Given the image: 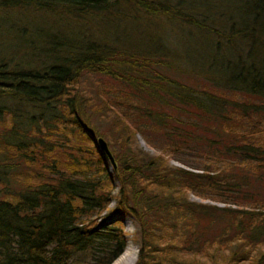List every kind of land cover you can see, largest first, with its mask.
Returning <instances> with one entry per match:
<instances>
[{"label": "trees", "instance_id": "16d2710c", "mask_svg": "<svg viewBox=\"0 0 264 264\" xmlns=\"http://www.w3.org/2000/svg\"><path fill=\"white\" fill-rule=\"evenodd\" d=\"M0 29V264H111L125 216L133 264H264V0H0Z\"/></svg>", "mask_w": 264, "mask_h": 264}, {"label": "rangeland", "instance_id": "374dc122", "mask_svg": "<svg viewBox=\"0 0 264 264\" xmlns=\"http://www.w3.org/2000/svg\"><path fill=\"white\" fill-rule=\"evenodd\" d=\"M213 9V8H212ZM212 9H207L208 13L206 14L205 18L207 21L210 19H213L217 16V14L212 13ZM19 18L16 16V19ZM30 27V26H28ZM57 27V26H56ZM112 27L120 32L121 28L123 27V24H117L112 23ZM151 30H159V31H169L172 28H178L176 25L172 23H153L150 27ZM194 28V27H192ZM61 30V28H59ZM70 30H72L70 28ZM153 30V31H154ZM175 32V37L171 38V40L167 39L169 42L165 43V48L168 47L171 53L174 55L173 61L175 65H178L181 68H184L189 75L190 78L194 76V73H201V71L204 69V66H212V71L216 72V66L217 62H213L212 57L210 56L212 51L211 43L212 41L208 39L206 34H203L199 31H197L196 28L194 29H184V31H177L176 29L173 30ZM177 31V32H176ZM124 32L125 38L120 36V40L123 41L127 46H132L134 41L138 38V33L136 26L127 25V29ZM129 34V35H128ZM9 35H7L5 32L3 33L2 29H0V41H7V38ZM162 41V40H161ZM163 43V42H162ZM193 74V75H192ZM195 74V75H196ZM187 77V78H189ZM184 78V75H183ZM190 80V79H188ZM15 105V104H13ZM136 143L138 147L145 152H148L151 155L156 154V151L150 147H148L141 138L137 135L136 136ZM170 163L172 165H178L183 166L180 164L177 160H171ZM109 169V168H108ZM189 198L198 201L197 198H195L193 195H189ZM206 202L216 204V205H223L220 203H214L212 201L207 200ZM112 205V202L109 204V206ZM123 232L127 235V241L124 246V248H132L135 251H137V247L135 243L131 240L132 235L134 234L136 230V226L134 221L129 217L125 216L122 219L121 222ZM123 248V250H125ZM122 250V251H123ZM118 258V257H117ZM116 260V259H115ZM113 263V262H112ZM111 263V264H112ZM133 264V263H132Z\"/></svg>", "mask_w": 264, "mask_h": 264}, {"label": "bare ground", "instance_id": "6f19581e", "mask_svg": "<svg viewBox=\"0 0 264 264\" xmlns=\"http://www.w3.org/2000/svg\"><path fill=\"white\" fill-rule=\"evenodd\" d=\"M135 256L134 249L126 248L112 264H132L135 260Z\"/></svg>", "mask_w": 264, "mask_h": 264}, {"label": "water", "instance_id": "95a60500", "mask_svg": "<svg viewBox=\"0 0 264 264\" xmlns=\"http://www.w3.org/2000/svg\"><path fill=\"white\" fill-rule=\"evenodd\" d=\"M95 143H96L98 149H100L107 156L110 163L114 166V161H113V158L110 155V152L107 148L106 142L101 137H98V138H96Z\"/></svg>", "mask_w": 264, "mask_h": 264}]
</instances>
